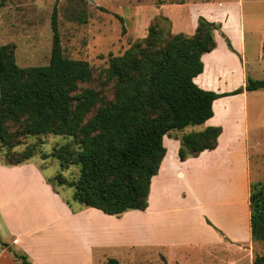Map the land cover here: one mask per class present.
Segmentation results:
<instances>
[{"label": "trees", "instance_id": "trees-1", "mask_svg": "<svg viewBox=\"0 0 264 264\" xmlns=\"http://www.w3.org/2000/svg\"><path fill=\"white\" fill-rule=\"evenodd\" d=\"M4 3L0 0V9ZM57 15L55 5L48 65L21 68L13 47L0 41V141L7 148V159L0 164L36 162L31 160L37 154L35 145L14 149L22 144L21 137L73 138V143L43 153V159L52 158L60 167L48 182L72 189V200L85 208L117 217L146 210L152 178L166 155L163 138L181 133L182 161L213 150L221 127L195 130L213 117V102L264 89V80L251 77L245 86L221 94L194 83L204 69L202 56L216 48L215 33L221 30L219 24L199 17L192 35L152 25L145 39L122 55H111L105 75L114 82V100L90 116L100 102V93L93 88L80 90L81 84L91 81L92 69L87 61L64 55ZM226 42L235 52L228 38ZM12 126L19 131L12 133ZM70 167L78 168L79 175L67 179L63 173ZM249 209L252 264H264V191L252 190ZM8 250L17 264H32L27 255ZM107 264L119 262L109 259Z\"/></svg>", "mask_w": 264, "mask_h": 264}, {"label": "crops", "instance_id": "crops-1", "mask_svg": "<svg viewBox=\"0 0 264 264\" xmlns=\"http://www.w3.org/2000/svg\"><path fill=\"white\" fill-rule=\"evenodd\" d=\"M179 6L168 7L173 33L178 28L192 35L199 17L221 26L215 33L217 46L202 56L204 69L194 83L219 94L245 86L251 75L244 1L190 4L189 19L180 16ZM255 93L244 91L213 102V117L195 128L221 127L213 150L182 161L181 133L163 138L166 155L152 178L144 211L117 217L85 208L51 185L48 179L54 175H46V167L37 162L0 164V264H17L9 247L27 255L32 264H107L109 259L129 264L150 255L155 264H170L180 248L179 252L191 248L201 252L225 247L239 258L244 251L241 244L252 264L249 195L255 143L251 142L249 101L256 102ZM223 191L225 196L220 195Z\"/></svg>", "mask_w": 264, "mask_h": 264}, {"label": "rangeland", "instance_id": "rangeland-1", "mask_svg": "<svg viewBox=\"0 0 264 264\" xmlns=\"http://www.w3.org/2000/svg\"><path fill=\"white\" fill-rule=\"evenodd\" d=\"M207 1V2H206ZM229 0H5L0 9V41L11 45L16 62L21 68L48 65L52 50L53 32L52 13L55 5L58 10V28L64 55L70 59L87 61L92 69V79L81 84L80 90L93 88L100 93L99 106L114 100V82L108 81L105 70L109 66L110 56L122 55L137 41L145 39L152 25H158L164 31L173 29L169 19V5H182L178 13L189 19L192 9L190 4L199 2L220 4ZM237 1V0H232ZM246 27V58L252 79L264 80V0H243ZM190 12V13H189ZM123 18V22L119 17ZM256 18H261L257 20ZM250 20L254 22H249ZM169 21V23L167 22ZM176 33L184 32L175 28ZM186 33V32H185ZM184 33V34H185ZM188 33V32H187ZM256 102L250 99L249 114L251 123V142L253 148L251 164L252 190L264 191V89L256 91ZM253 96V95H252ZM259 120V122H258ZM258 124V126H257ZM19 131L12 126L11 132ZM21 145L15 150H22L27 145H35L37 154L31 159L45 168L48 176L60 171L59 163L54 159H43V153H50L54 147L73 143V138L66 136H34L20 138ZM7 148L0 141V163H4ZM55 161V162H54ZM63 175L67 179L79 175L76 167H70ZM66 196H72L73 190L60 188ZM225 196V193L220 194ZM241 207V206H240ZM239 207V210H241ZM241 229L244 226L240 221ZM239 258L236 252L225 247L201 252L191 248L190 251L178 249L175 261L170 264H249L246 246L240 245ZM262 247V246H261ZM256 253H260L256 250ZM184 255V256H182ZM182 256V258H181ZM123 264V263H121ZM129 264H155L151 255L139 257ZM157 264V263H156Z\"/></svg>", "mask_w": 264, "mask_h": 264}, {"label": "water", "instance_id": "water-1", "mask_svg": "<svg viewBox=\"0 0 264 264\" xmlns=\"http://www.w3.org/2000/svg\"><path fill=\"white\" fill-rule=\"evenodd\" d=\"M5 246H7V244H5Z\"/></svg>", "mask_w": 264, "mask_h": 264}]
</instances>
